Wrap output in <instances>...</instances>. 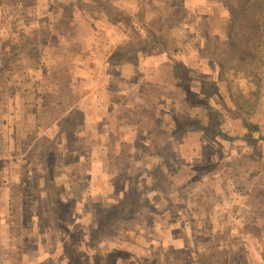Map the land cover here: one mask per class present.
<instances>
[{
  "label": "rangeland",
  "instance_id": "rangeland-1",
  "mask_svg": "<svg viewBox=\"0 0 264 264\" xmlns=\"http://www.w3.org/2000/svg\"><path fill=\"white\" fill-rule=\"evenodd\" d=\"M145 2L149 10L159 12L171 23L170 43L139 46L137 53L129 55L125 66L117 67L118 72L131 68L130 77L116 83L117 96L107 101L113 99L112 103H116L118 97L124 96L123 90L138 89L142 94L133 99L137 109L150 111L123 117L125 122H120L130 125V131L120 127L114 110L105 106L107 124L114 119L108 136L100 131L79 132L86 114L71 109L80 93L76 72L84 79L81 83L85 88L92 87L96 80L86 73L91 62L106 58L119 41L124 44L134 41L136 0H0V65L1 55L10 54L9 47L27 39L24 48L18 47L19 51L12 55V64L16 66L9 63L0 72V104L7 119L1 125L4 144L11 149L10 142L20 136L28 143L30 137L25 131H35L40 125L26 150L17 154L18 157L27 154L23 159L27 158L28 165L38 164L34 186L39 200L45 194L40 188L45 180L48 187L58 188L59 199L65 200L60 202L63 206L73 197H81L82 202L96 201V197L110 199L116 206L118 200L125 201V191H130L133 207L132 215L127 218L128 230L124 234L113 232L108 238L97 236L94 240L106 255L113 254L115 262L122 257L121 260L142 264L146 249L157 245L150 264H231L228 259L241 251L249 264H264V251H261L264 249V170H259V162L247 156L264 154V145L243 138L246 134L264 136V102L249 116L250 124H245L244 114L232 97L237 96L244 103L253 100L252 75H239L236 63L231 60L223 59V65H217L205 48L206 39L223 35L227 10L217 0ZM23 32L29 35H22ZM30 43L37 44V62L26 54ZM82 66L86 69L81 72L78 69ZM99 67L100 78L103 77L99 85L108 92L112 86L110 80L104 79L109 76L104 72L106 65L102 63ZM203 101L220 109L219 128L235 139H224L193 126L178 136L173 135L170 151L164 150L169 153L167 161L160 158L158 146L153 145L152 149L147 145L150 150L146 149L143 158L139 150L141 143L128 144L123 140L126 131L135 141L141 136L166 139L170 130L167 122H172L174 117L199 118L207 123L208 113L191 107V103ZM124 105L129 108L132 102L127 100ZM130 112L128 109L125 114ZM81 135L91 142L111 139L107 151L115 161L111 160L106 168L107 162L103 163L97 144L88 160L93 155L98 159L93 163L83 158L77 161V151L72 149L79 146ZM48 163L50 169L52 166L51 177L46 175ZM206 164L209 170L201 180L187 184V175L204 171L201 167ZM235 164L239 167L238 175ZM178 165L180 170H175ZM19 166L21 170L25 167L22 160ZM74 173L79 177L75 184ZM115 206L101 211L98 217L115 218L121 210V206ZM67 211L63 208L62 215L69 216ZM93 214L86 209L82 216L90 218ZM186 217L187 221L192 219L188 226L196 236L193 249L180 250L170 236L166 240V234L159 244L151 241L152 231H161L174 221L173 225L182 227ZM85 231L82 228L83 235ZM174 231L172 234L178 236V230ZM82 242L85 249L89 241ZM81 258L85 261L88 256L83 254Z\"/></svg>",
  "mask_w": 264,
  "mask_h": 264
},
{
  "label": "crops",
  "instance_id": "crops-1",
  "mask_svg": "<svg viewBox=\"0 0 264 264\" xmlns=\"http://www.w3.org/2000/svg\"><path fill=\"white\" fill-rule=\"evenodd\" d=\"M119 42L113 47V50L124 43V41ZM113 50L110 51L111 54ZM111 54L103 60L101 58H96L95 61L91 62L92 66L86 70V73L91 77V79L96 80L92 87L88 89L85 88L81 83L84 79L79 72H76V76L80 81L77 92L80 93L79 98L75 100L73 105H71V109L81 110L84 111V114H86L84 119H82L83 124L80 127V133L90 131L91 133L96 134L97 131H100L101 133L105 132L108 136H110L109 130L114 125V119L112 118L113 121L111 120V123L107 124V117H105L106 108L110 107L112 108L111 111L114 110V115L119 118L116 122L121 124L120 127L127 128V130L129 129L130 131L132 130L130 125L128 126L127 124V126H125L124 122L126 119H123V117L128 115L130 116L135 112L137 109V103L133 99L140 96L142 91H138L137 89L135 91L126 92V90L122 89L124 96L118 97V99H116V103H112L113 99L107 101V98L109 99L112 96H117L115 95L116 86H118L116 83L128 80L130 77L129 71L131 70V68L128 67L126 71H117V67L121 65L125 66L127 59L131 56H125L119 62L114 63L110 58ZM102 63L103 65H106V70L104 72L109 74V76L104 77V79L110 80L109 85L112 86L108 92H106L104 87L99 85V80L103 79V77L100 78L101 67H99L102 66ZM81 64L84 65L85 62H81ZM82 69L86 68L82 66L81 68L79 67L78 70L82 72ZM145 85H147V83H145L144 86ZM140 90H142V88ZM101 91L105 93L103 94ZM28 92L30 91L28 90ZM127 100L132 102V105L129 108H126L124 105ZM128 109L132 110V113L130 112V114L126 115L125 111ZM35 110L36 109L31 112H35ZM1 111L2 109L0 104V126L7 121L5 116H3V111ZM120 120H124V122H120ZM38 127L40 128V125L36 126L35 131L26 130L25 134L29 135L30 139H32L33 136L35 138L34 134L37 133ZM100 127L102 129H100ZM88 128H91V130H88ZM130 137L131 135H129V131H126V135H124L123 140L126 139L128 144H134L136 142L141 143L139 150L141 149L142 156L145 158L147 149L146 145L149 143L150 138L141 136V139L136 137L137 139L135 138V141L132 137ZM2 138L3 137L0 135V264H98L97 252L94 247H99L101 245H97L96 243L93 244V241L97 237L98 230L100 229L101 234H99L97 238H99V236H105L108 238L113 232L117 234H124L128 230L127 224L129 220L123 218L112 219L108 217H105L102 220L101 217H98L101 211L104 212L115 206L114 201H110V199H106L105 201L96 197V201L89 200L82 202V200H79L81 197H73L64 206L62 203H60L61 206L56 203V207L51 198V192L54 191L58 196V188L53 190L48 187L46 180L44 183L42 182V184H40L41 187L39 186L45 193L42 200H39L34 186V175L39 172L38 164L37 167L35 164L28 165L26 158L28 157L27 154H21L19 157L17 156L18 152L26 150L27 144L30 143V139L28 143H25L24 137L20 136L15 138V140L10 142L11 147L13 146V148L10 149L9 145H7V147L5 146V140ZM78 139L80 143L79 146L72 149L75 152L77 151V153H75L77 161H81L83 158L87 159L88 162L91 160L93 163L95 158L98 159V157L93 155L88 160L89 154L94 150V148L97 149L95 146V144H97L101 150V159L103 163L105 160L107 162L105 164L106 168L109 166L112 159L109 157L107 146L111 139L105 138L99 141H95L93 139L91 142V140L87 141L86 135H81ZM78 139L76 140L78 141ZM68 142L72 143V140H69ZM252 143L254 144V142ZM15 145H19L20 148L16 149L17 147L15 148ZM134 154L139 155V153ZM24 156H26L25 162V158L23 159ZM19 158L22 160V165H25L23 170H21V166H19L21 165V160ZM49 164L50 163L46 165V175H48L49 172L51 173L52 170V166L50 169ZM106 171L107 170H105V172ZM42 175L44 176L45 174ZM49 176L51 177L52 175L49 174ZM73 177L75 178L73 179L75 181L73 184H75L79 177L76 173L73 174ZM86 188H88V186ZM72 190H76L75 186H73ZM98 192L99 189L95 193ZM102 192H104V190ZM107 192L108 190L106 187L105 193ZM90 193L92 194L93 192ZM62 198V201L59 200L58 202H64L65 200ZM58 206L68 210L67 213L69 212V216L62 215V209ZM116 206L122 207L123 200H118ZM86 209H89L91 213H94V216H91L90 218L83 217L82 214ZM149 217L152 218V216ZM187 218L188 217L182 221L183 223L181 222L184 224L182 227L178 228L177 225H173L176 223V221H174L171 222L170 226L165 227L161 231L160 229L159 231L158 229H155V231H152L151 241H159L157 243L159 244L160 240L164 239V235L166 234V240H169L168 238L171 237L175 242H177L176 247L180 250L188 251L193 249V247H195L194 239L196 236L188 226V221L192 219H188L187 221ZM105 224H107V226L105 230L102 231L101 229H103ZM82 228L86 229L84 235L82 233ZM174 230H178V236H174L172 234L175 232ZM83 240L89 241V245L86 243L88 246L85 249L82 248ZM154 246L157 245H153V249H155ZM153 249H146V259H144L145 262H142V264H150V262H152ZM261 251H264V249ZM83 254L88 256L85 261H82L81 258ZM121 259L122 257H119L116 262L111 259L105 264H136L128 259H126L127 261Z\"/></svg>",
  "mask_w": 264,
  "mask_h": 264
},
{
  "label": "trees",
  "instance_id": "trees-1",
  "mask_svg": "<svg viewBox=\"0 0 264 264\" xmlns=\"http://www.w3.org/2000/svg\"><path fill=\"white\" fill-rule=\"evenodd\" d=\"M217 1L220 2L221 5L227 10V20L224 25V33L220 37L206 39L205 48L208 52V57L215 61L217 65H223V59L231 60L236 63V72L239 75H252L253 100L249 101L248 103H244L239 97H232L237 109L244 114L243 121H245V124L249 125V116L252 113L258 111L264 102V0ZM136 2V8L133 14L134 24L136 25L135 39L133 42L130 41V43L132 44L123 43L113 50L110 58L114 63L119 62L125 56L137 53L138 49L140 48L139 46L150 45L156 47L165 46L170 43L171 23L163 19L160 16L159 12L157 13L152 10H149L148 7H146L145 0H136ZM21 34L29 35L26 32H23ZM26 40L16 43V47H9V55H1L0 72L3 71L4 67L9 66L7 65L9 63L10 65L16 66L15 64H12V55L19 51V48H24L25 43L27 42ZM31 44L32 43H30L29 47L26 48V54L29 55V58H34V61L37 62L39 55L38 47L36 43H34V45L32 46ZM194 106L199 107L200 110H204L208 113L209 121L207 123L199 118L193 119V117H188L185 119H180L178 117H174L172 119V122H167V126L170 128V130L169 132H167L168 136H166V139L161 138V140H156V138H151L149 143H147L149 147H152L153 145L158 146L157 149L159 156L164 161L168 160L169 153L167 152L170 151V148L172 146L173 135L178 136L181 134V132H185L194 128L193 126L198 127V130L202 132L219 135L221 138L224 139L236 138L235 136L229 135L226 132L220 130V109L216 108L215 106L211 105V103L206 101L193 104L191 103V107ZM146 111L149 112L150 110L146 108H140L137 109V111L135 112L137 114L138 112L145 113ZM1 134L2 127L0 126V135ZM243 138L252 142H261L264 145L263 135L252 136L246 134L243 136ZM149 147H147L148 150H150ZM165 149L167 150L166 153L164 151ZM247 156L248 158L251 157L255 161L259 162V170H264V154L257 155L252 153ZM243 158L244 157L241 156L240 159L242 160ZM231 164L234 163L231 162ZM237 166L238 165L236 164L234 165V170L235 173L237 172L236 174L238 175L239 167ZM174 169L180 170V166H175ZM201 169H203L204 171H199L197 174H194L192 176L187 175V184L200 181L201 178L205 175V172L209 170V165H202ZM126 193L127 195L125 197V201L123 200V206L115 217L116 219L123 218L127 220V218L132 215L131 207H133V205L130 199L131 193L129 190L125 191V194ZM51 198L55 203V206L56 203H58L60 206V202H58L60 199L54 191L51 192ZM59 208L63 209L62 207ZM106 226L107 224H105L103 226V229L101 230H105ZM99 234H101L100 229L97 232V236ZM94 248H96L98 264H105L106 262H109L111 259L114 258L113 254L109 253L106 255V253L101 251L100 247ZM238 256H241V259H239ZM228 261L231 262V264H249L244 255V252L242 253V251L234 253L233 257L228 259Z\"/></svg>",
  "mask_w": 264,
  "mask_h": 264
}]
</instances>
